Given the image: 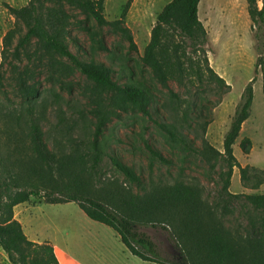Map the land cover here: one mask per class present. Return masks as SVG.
Instances as JSON below:
<instances>
[{"label": "rangeland", "instance_id": "obj_1", "mask_svg": "<svg viewBox=\"0 0 264 264\" xmlns=\"http://www.w3.org/2000/svg\"><path fill=\"white\" fill-rule=\"evenodd\" d=\"M127 2L128 0H105V20H119ZM170 2L171 0H131L123 23L132 35L136 51H129L126 41L112 34L108 28H98L92 20H88L87 24L103 40L106 52L99 51L85 33L73 27L70 29V36L77 41V46L69 42V49L81 61L103 64L109 69L112 80L121 86L134 83L149 90L153 103L150 107L151 118L148 119L135 110L122 111L116 107L113 95L99 92L91 82L74 71L68 61L41 51L34 41L20 53L18 61H13L9 53L25 30L9 15L7 7L19 9L26 6L28 0H0V159L9 166L14 155L24 151L28 145L29 124L33 121L39 127L45 146L51 154L56 158L84 157V168L88 170L90 144L99 113H103L107 122L98 137L102 156L99 167L91 177L92 188L96 193L102 191L113 195L127 191L142 195L152 188L177 183L196 188L204 203L217 206L216 214L221 219L223 228L245 243L251 237L250 224L259 215L250 210L242 196L264 194V98L261 75H255L253 71L255 56L246 1L201 0L198 18L207 36L204 49L208 67L223 79L229 89L208 84L178 87L171 82L169 88L177 95L178 102L155 82L149 69L140 61L149 42L150 32L156 25L157 16ZM12 29H16L17 35L3 61L2 39ZM191 53L190 51L192 58L196 59ZM197 60L203 68L202 57L198 56ZM253 78L255 83L252 86L250 116L241 126L239 137L232 148L234 158L240 168L246 169V173L243 181L239 170L233 169L227 192L239 198L229 199L220 196L222 173L225 170L223 161L218 160L215 167L210 169L198 156L172 142L156 126V122L175 126L196 147L203 140L222 153L223 137L230 120L245 86ZM31 89L37 91L35 98L28 94ZM185 102L190 107L186 124L181 117L186 108ZM204 120H208L209 125L202 134L193 122L200 123ZM244 138L251 142L247 155L239 149V143ZM149 150L157 152L167 164L158 162ZM109 157L118 159L133 170L144 183V191L128 185L112 169ZM257 183L260 185L256 188ZM225 199L229 203L230 213L220 217L218 207ZM41 206L42 209L39 208ZM22 207L14 209V216L23 221L25 234L38 240L42 238L40 235L53 234L50 220H54L59 226V218L70 216L74 219L77 213L81 214L75 204L44 205L37 199H31ZM98 226L104 228L102 225ZM139 230L156 243L163 253L176 255L170 238L161 229L148 226L140 227ZM165 258L169 263L178 261L167 256L163 257ZM127 260L143 264L128 252ZM0 264H9L1 249Z\"/></svg>", "mask_w": 264, "mask_h": 264}, {"label": "trees", "instance_id": "obj_2", "mask_svg": "<svg viewBox=\"0 0 264 264\" xmlns=\"http://www.w3.org/2000/svg\"><path fill=\"white\" fill-rule=\"evenodd\" d=\"M104 1L28 0L22 8L7 7L9 15L21 25L25 33L18 37L10 52L17 32L16 29L6 32L2 39L1 59L5 61L6 53L10 52V58L18 61L20 53L34 41L41 51L68 61L72 69L91 82L99 92L113 95L116 107L122 111L135 110L150 119L153 97L148 89L134 83L122 86L117 84L103 64L81 61L69 49V42L77 46V41L70 36V29L73 27L88 35L99 51H107L103 40L87 24L88 20H92L98 28H108L112 34L126 41L129 51H136L132 35L123 23L131 0H128L121 18L113 22H107L104 18ZM245 1L252 26V51L255 56L253 71L255 75H261L264 98V0ZM200 2L201 0H171L157 16L156 25L150 32L149 42L140 59L155 82L176 102L179 99L169 88L171 82L178 87L208 84L229 89L223 79L208 67L204 49L207 36L198 18ZM188 49L196 59L192 58ZM198 56L202 57L203 68L197 60ZM254 83L255 78L250 80L240 96L223 137L222 153L203 140L196 147L175 126L156 122V126L172 142L198 156L210 169L215 167L218 160L223 161L225 170L222 173L220 196L229 199L239 198L227 192L233 169L239 170L241 180L244 181L245 178L246 169L240 168L232 148L239 137L241 126L249 119ZM31 90L28 94L35 98L37 91ZM185 104L181 117L186 124L190 107L186 102ZM106 122V115L99 113L87 156L90 165L88 170L84 168V157L56 158L51 154L45 146L39 127L33 121L29 124L28 145L24 151L14 155L9 166L0 159V249L9 264H58L51 244L46 241H29L20 223L14 219V209L29 203L31 199L52 206L75 204L90 221L112 230L127 252L142 262L264 264V194L242 196L250 210L259 215L250 224L251 237L242 243L223 228L221 219L216 214L217 206L204 203L196 188L177 183L152 188L142 195L127 191L113 195L102 191L96 193L92 188L91 177L101 161L98 137ZM193 125L204 134L209 121L193 122ZM239 149L247 155L251 149L250 140L244 138L240 141ZM149 152L158 162L167 164L157 152ZM109 163L128 185L144 191V183L133 170L114 157H109ZM259 185L257 183L255 187ZM228 206L225 199L218 207L220 217L230 213ZM148 226L159 228L168 235L176 255L163 253L156 243L139 230L140 227ZM165 256L178 261L169 263L166 258L163 259Z\"/></svg>", "mask_w": 264, "mask_h": 264}, {"label": "crops", "instance_id": "obj_3", "mask_svg": "<svg viewBox=\"0 0 264 264\" xmlns=\"http://www.w3.org/2000/svg\"><path fill=\"white\" fill-rule=\"evenodd\" d=\"M22 205L16 208L21 209ZM39 208L42 209V206ZM75 216L77 218L74 219H71L70 216L59 218V226L54 223V220H50L54 229L53 234L40 235L42 236L41 240L29 238L24 232L23 221L15 216L14 218L20 223L23 233L29 241L35 243L46 241L51 244L58 264H138L127 260V250L112 230L105 226L106 229L98 226L82 212Z\"/></svg>", "mask_w": 264, "mask_h": 264}]
</instances>
